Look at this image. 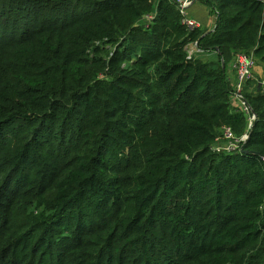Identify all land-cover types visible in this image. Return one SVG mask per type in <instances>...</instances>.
I'll list each match as a JSON object with an SVG mask.
<instances>
[{
	"label": "trees",
	"instance_id": "1",
	"mask_svg": "<svg viewBox=\"0 0 264 264\" xmlns=\"http://www.w3.org/2000/svg\"><path fill=\"white\" fill-rule=\"evenodd\" d=\"M203 1L0 0V264H264V91L247 129L225 78L264 0Z\"/></svg>",
	"mask_w": 264,
	"mask_h": 264
},
{
	"label": "built area",
	"instance_id": "2",
	"mask_svg": "<svg viewBox=\"0 0 264 264\" xmlns=\"http://www.w3.org/2000/svg\"><path fill=\"white\" fill-rule=\"evenodd\" d=\"M197 0H173L177 10L181 13V23L189 29L200 28V24L186 15L187 8L194 4ZM255 66L256 60L252 52L236 51L231 61V69L235 76V83L233 84L232 91L230 92V101H235V106L244 114L246 118L247 129H249L254 122L256 115L254 114L252 107L250 106L244 92L243 86L247 82L255 80ZM262 86L264 91V81L258 82ZM222 138L224 140H230V144L226 147L215 146V151L221 149L225 151L238 150L241 148V143L246 140L247 134H243L240 137H235L232 131L228 127L221 129Z\"/></svg>",
	"mask_w": 264,
	"mask_h": 264
},
{
	"label": "crops",
	"instance_id": "3",
	"mask_svg": "<svg viewBox=\"0 0 264 264\" xmlns=\"http://www.w3.org/2000/svg\"><path fill=\"white\" fill-rule=\"evenodd\" d=\"M186 15L187 17L196 20L200 24V27L206 29V31L208 32L213 30L215 27L217 18L216 16L210 13V8L207 5H205L203 0H197L194 4H192L189 8H187ZM200 52H207V51L201 49ZM215 52L217 51H214V53ZM199 57L202 59L205 58L204 56H199ZM231 61L226 66L225 78L228 82H230L231 85H233L235 83V76L231 69ZM254 71L257 81L258 82L264 81V65L262 63L261 65L257 64L256 62ZM258 82H257V89H261L262 86H260ZM243 91L247 93L251 92L252 85L250 83L244 84Z\"/></svg>",
	"mask_w": 264,
	"mask_h": 264
},
{
	"label": "rangeland",
	"instance_id": "4",
	"mask_svg": "<svg viewBox=\"0 0 264 264\" xmlns=\"http://www.w3.org/2000/svg\"><path fill=\"white\" fill-rule=\"evenodd\" d=\"M210 13L212 14V15H214V16H216V14H215V12H213V11H211L210 10ZM200 28H202V27H200ZM203 29V28H202ZM205 32H208V31H206V29H203ZM212 31V30H211ZM210 31V32H211ZM200 48L198 47V45L196 44V43H191V44H188L187 45V51H188V54L190 55V56H193V57H196V58H198V59H200V60H202V61H206V62H208V61H220V62H222V59H220L219 58V55H218V53L217 52H215L214 53V51H207V52H200ZM199 56H204L205 58H200ZM257 62V64H260L261 65V63L259 62V61H256ZM223 63V62H222ZM226 66L227 65H225V68H226ZM254 82H256L255 80H253V81H250V82H247V83H250L251 85H252V87H253V85H254ZM230 83V82H229ZM257 83V82H256ZM244 92V91H243ZM231 102V105H235L236 104V102L235 101H230ZM230 144V140H224V139H222V138H220V140L217 142V146H220V147H226V146H228Z\"/></svg>",
	"mask_w": 264,
	"mask_h": 264
},
{
	"label": "water",
	"instance_id": "5",
	"mask_svg": "<svg viewBox=\"0 0 264 264\" xmlns=\"http://www.w3.org/2000/svg\"><path fill=\"white\" fill-rule=\"evenodd\" d=\"M216 51H217V49H216ZM222 67H223V64H222Z\"/></svg>",
	"mask_w": 264,
	"mask_h": 264
}]
</instances>
